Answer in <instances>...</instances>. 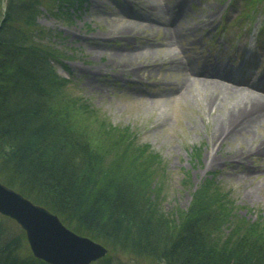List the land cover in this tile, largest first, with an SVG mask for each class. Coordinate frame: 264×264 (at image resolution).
I'll return each mask as SVG.
<instances>
[{"label":"trees","instance_id":"obj_1","mask_svg":"<svg viewBox=\"0 0 264 264\" xmlns=\"http://www.w3.org/2000/svg\"><path fill=\"white\" fill-rule=\"evenodd\" d=\"M85 5L0 0V181L108 248L160 264H264V224L237 216L231 191L207 178L187 210L166 211L161 156L69 96L39 16ZM24 241L0 229V264H48Z\"/></svg>","mask_w":264,"mask_h":264},{"label":"rangeland","instance_id":"obj_2","mask_svg":"<svg viewBox=\"0 0 264 264\" xmlns=\"http://www.w3.org/2000/svg\"><path fill=\"white\" fill-rule=\"evenodd\" d=\"M245 3L86 0L84 9L72 16L45 10L39 16L49 31L47 43L59 52L52 65L70 80L69 96L87 102L108 124L128 128L140 146L148 145L161 156L166 166L163 206L168 212L187 210L204 181L215 178L231 191L237 216L264 224V122L254 123L260 122L264 110L254 122L238 120L236 127L227 129L223 118L232 105L219 100L210 108L214 95L202 83L204 77L185 63L170 62L187 56L193 68L211 72L210 79L264 95L258 88L263 84L264 49L255 45L254 37L264 20V0H254L251 7ZM130 24L140 26L141 34L122 33ZM168 28L181 30L180 40L166 39ZM132 51L142 58L120 61L121 54ZM163 57L169 61L160 62ZM251 57L262 60L253 72L252 60L248 69L241 68L243 58ZM135 66L141 68L130 70ZM241 71L252 78L241 81ZM0 229L21 232L1 214ZM106 248V256L92 264H160ZM23 249L31 252L26 240Z\"/></svg>","mask_w":264,"mask_h":264},{"label":"water","instance_id":"obj_3","mask_svg":"<svg viewBox=\"0 0 264 264\" xmlns=\"http://www.w3.org/2000/svg\"><path fill=\"white\" fill-rule=\"evenodd\" d=\"M0 214L25 234L32 255L48 264H92L108 253L93 239L66 227L60 218L0 181Z\"/></svg>","mask_w":264,"mask_h":264},{"label":"bare ground","instance_id":"obj_4","mask_svg":"<svg viewBox=\"0 0 264 264\" xmlns=\"http://www.w3.org/2000/svg\"><path fill=\"white\" fill-rule=\"evenodd\" d=\"M171 15H174L173 12L170 9ZM170 22V20H169ZM136 32L141 34V29L140 26H135L131 25L128 26L125 30H123L122 33H127L129 35H133ZM181 30H177L175 28H168L166 30V39H170L173 42H176V40H180L181 38ZM114 56V55H113ZM142 54L137 51H132L130 53H124L121 54V60L125 62L126 64L128 63H133V61L140 60L142 57ZM166 60L169 61V58H161L160 62L165 63ZM171 63L173 64H178V63H185L190 67L192 71H196L197 75H200L204 77V83L207 88V90L211 91L212 98L209 100L210 102L208 103V106L211 108L217 104L219 100H222L224 106H227V104H231L232 106L228 108V112L225 114V117L223 118V126L227 127V129H230L231 127H236L234 125L238 120H242V123H252L254 120H257L256 117L261 113L262 110H264V95L259 94L258 92H253L251 90H248L246 88H242L240 86H231L227 85L221 81L218 80H212L214 75L209 72L207 69L201 67L200 69H195L192 66V62L189 59V57H183L182 62L181 60L179 61L176 58L170 59ZM156 64L150 65V67H154ZM141 67H133L130 70H138ZM219 75V74H218ZM257 87V86H253ZM259 88V87H258ZM223 91V92H222ZM222 95L225 96L224 100L222 99ZM223 108V107H222ZM263 117L260 122L256 121L254 122L255 124H260L261 122H264V115H259L258 118ZM241 123V124H242ZM215 160H213V163Z\"/></svg>","mask_w":264,"mask_h":264}]
</instances>
